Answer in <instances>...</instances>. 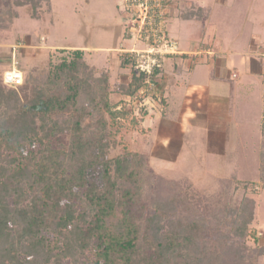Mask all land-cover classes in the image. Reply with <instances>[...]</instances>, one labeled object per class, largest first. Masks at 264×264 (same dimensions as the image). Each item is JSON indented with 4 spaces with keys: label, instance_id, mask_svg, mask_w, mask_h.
Masks as SVG:
<instances>
[{
    "label": "trees",
    "instance_id": "1",
    "mask_svg": "<svg viewBox=\"0 0 264 264\" xmlns=\"http://www.w3.org/2000/svg\"><path fill=\"white\" fill-rule=\"evenodd\" d=\"M9 1L0 29L18 17L16 8L39 18L51 5ZM200 8L184 18L202 19ZM59 51L20 85L0 75V264H258L264 245L247 195L258 182L231 176L212 196L196 197L155 175L147 190L149 154L122 144L148 113L144 92L158 82L163 56L147 75L126 54L121 65L132 66L131 76L117 91L109 76L95 75L84 50ZM262 132L264 184V119Z\"/></svg>",
    "mask_w": 264,
    "mask_h": 264
},
{
    "label": "rangeland",
    "instance_id": "2",
    "mask_svg": "<svg viewBox=\"0 0 264 264\" xmlns=\"http://www.w3.org/2000/svg\"><path fill=\"white\" fill-rule=\"evenodd\" d=\"M171 1L178 5L176 8L175 5L172 7L170 5L171 9L167 16L171 17H166L164 30L168 38L177 41L179 53L176 54H184L181 48L192 51L195 47L202 49V45L214 47L213 49L219 50L216 57L219 58L217 65L222 68L224 77L230 74L232 66L241 67L243 57L249 69L264 68V0ZM9 2L11 1L0 0V14L8 8ZM195 2L205 8L206 14L204 13L203 19L184 20L185 14L190 15L192 12L203 14ZM133 3V0H51L50 7L44 4L39 9V18L32 17L29 6L16 8L18 17L14 18L9 28L0 29V75L13 66H17L23 72L24 78L28 74L37 75L49 67L50 60H57L62 55L59 50L73 47L84 50L86 60L95 71V75L109 76L113 90L125 89L126 83L130 80L132 66L123 67L122 58L129 53L135 56L142 51H149L152 45L150 39L140 36L139 27L143 20L141 18L133 20L130 11L135 10ZM207 8L209 10L206 11ZM144 29L146 31L148 29L145 22ZM127 33L130 34V38L126 37ZM86 47L92 49L87 50ZM161 49L164 54L157 53L158 59L161 56L175 54L169 53L171 51L166 50L164 46ZM210 53L215 55V50ZM152 54L154 53H148L146 56L152 58ZM228 54L235 65L229 63L231 57H228ZM215 59L212 60L211 66H214ZM198 66L199 74H205L209 70L203 62ZM157 83L151 81L149 88L144 92L145 104L154 112L149 111L143 119L138 115L137 129L125 131L124 136L122 135V144L130 140V146L132 145L135 151L141 150L149 154L151 170L147 169L145 173L146 179L152 182L147 190L152 187L153 182H157L158 178H155V175L173 180L181 191L196 197L212 196V193L218 191L231 176L258 182L257 186H250L247 195L256 200L254 223L258 230L259 243L264 245V184L260 182L259 170L263 150L264 82L257 87L233 83L236 84L235 89L238 92L232 109L234 120L239 127L234 140L233 159L221 163L201 162L199 150L192 149L194 153L189 156L191 160L183 163L182 169L179 167L174 174L167 172V162L158 154V150L152 152L154 144L147 141L150 137L149 130L143 128L144 125L158 124L161 116L163 104ZM121 97L117 93L112 95L113 101H118ZM150 117L154 119L148 123ZM86 120L89 121V117ZM192 129L191 133L194 135L198 130ZM200 139L198 136L194 143ZM138 140L140 146L137 148L140 149L134 146ZM120 148L121 146L112 150V153ZM186 163L190 165L187 166ZM254 188L256 192L251 191ZM250 245L257 246V243L251 240ZM258 264H264V255L258 258Z\"/></svg>",
    "mask_w": 264,
    "mask_h": 264
},
{
    "label": "crops",
    "instance_id": "3",
    "mask_svg": "<svg viewBox=\"0 0 264 264\" xmlns=\"http://www.w3.org/2000/svg\"><path fill=\"white\" fill-rule=\"evenodd\" d=\"M187 1L189 0L183 2ZM167 2L171 7L175 5L176 8L178 5V3H172L171 0ZM197 5L204 7L199 3ZM170 17V15L167 16V18ZM201 47L202 49L195 47L192 51L181 48L184 54L161 58L162 67L157 78L158 91L162 96L163 104L161 116L158 124L143 126L149 130V135H147L154 144L152 152L158 150V154L167 162V172L171 174L176 173L179 167L182 169V164L191 160L189 156L194 153L192 149L199 150L197 151L201 162L221 163L228 159L232 160L234 140L239 129L232 109L235 95L238 92L235 89L236 84L233 83L238 82V85L247 84L257 87L262 81L264 82V68L249 69L245 57L241 59V67L232 66L230 74L224 77L222 68L217 65L218 49L207 45ZM86 49L92 48L86 47ZM213 50H215V55L210 53ZM204 54L208 56L205 57ZM255 56L258 57V55ZM228 57H231L230 54ZM214 59V66H211ZM200 62L207 65L209 69L205 74L200 73L201 75L198 72ZM229 63L233 64L232 57ZM149 111L154 112L151 108L148 109ZM150 118L151 120L147 118L148 123L154 119ZM192 128L198 130L194 135L191 133ZM198 136L201 137L200 141L194 143Z\"/></svg>",
    "mask_w": 264,
    "mask_h": 264
},
{
    "label": "built area",
    "instance_id": "4",
    "mask_svg": "<svg viewBox=\"0 0 264 264\" xmlns=\"http://www.w3.org/2000/svg\"><path fill=\"white\" fill-rule=\"evenodd\" d=\"M133 1L135 10H130L132 12L133 20H137V18H141L143 20V23L139 27L140 36H145L147 39H150V43H152V47L150 46V49H148L149 51L146 50L140 52V54H135L136 65L134 68L138 72L144 71L147 75H150L158 64L159 54L157 53L164 54L163 49H161L163 46L166 50L171 51L169 53H179L177 41L172 38H168L164 30V22L167 14L169 13L170 5L167 0ZM144 22L145 27L148 28L147 31L144 29ZM148 53H154L152 54L153 57H147L146 55H148ZM23 81V72L19 70L17 66H13L4 71V82L6 84L20 85Z\"/></svg>",
    "mask_w": 264,
    "mask_h": 264
}]
</instances>
